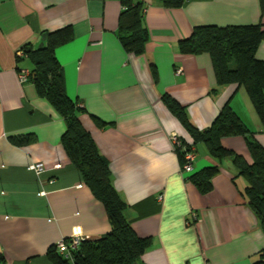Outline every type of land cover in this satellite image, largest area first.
<instances>
[{
	"label": "crops",
	"instance_id": "1",
	"mask_svg": "<svg viewBox=\"0 0 264 264\" xmlns=\"http://www.w3.org/2000/svg\"><path fill=\"white\" fill-rule=\"evenodd\" d=\"M134 1L145 6L141 55L126 52L118 38L121 0H0V264H53L47 250L57 241L74 234L93 240L110 230L103 205L61 145L64 120L31 81L18 79V67L31 64L17 62L16 51L67 25L73 38L55 49L65 90L84 109L79 119L109 163L132 228L150 239L142 264H253L264 248L245 177L230 158L219 161L198 143L192 173L220 167L211 190L201 193L181 170L171 138L192 139L162 101L169 94L184 105L199 130L228 103L264 146V123L244 87L217 85L207 53L178 48L195 26H264L259 0H189L180 7ZM256 56L264 60V40ZM94 117L107 124L99 127ZM26 133L35 140L11 142ZM221 144L251 163L244 136L222 137ZM36 162L44 166L40 174L29 168Z\"/></svg>",
	"mask_w": 264,
	"mask_h": 264
},
{
	"label": "trees",
	"instance_id": "2",
	"mask_svg": "<svg viewBox=\"0 0 264 264\" xmlns=\"http://www.w3.org/2000/svg\"><path fill=\"white\" fill-rule=\"evenodd\" d=\"M189 0H159L166 7H180ZM122 8L118 16L117 34L123 49L128 53L141 55L148 42L144 22L143 3L134 0H121ZM264 12V0H259ZM36 47H22L24 56H16L17 62L27 59L31 67L28 81L37 93L45 98L65 122V130L60 142L69 161L77 167L82 181L93 196L103 205L110 230L93 240H83L72 250L71 257L59 254L55 244L47 250V257L53 264H142L141 255L150 245L149 238L136 234L128 218V205L114 188L109 163L99 151L93 137L82 125L79 115L84 111L77 100L71 99L65 90L63 72L55 55V49L73 38L72 27L67 25L54 31H43ZM264 40L262 24L233 26H195L189 37L178 43L184 54L207 53L212 61L217 85L237 83L244 87L247 95L264 123V60L256 56V50ZM21 68L18 67V71ZM211 93L216 92L213 87ZM162 101L179 121L192 139V143L179 138L181 146L175 148L181 165L184 154L198 143H203L210 155L217 160L230 158L237 168V174L247 180L244 194L251 211L264 232V146L253 135L240 116L226 103L220 109L211 125L199 130L191 121L186 107L169 94ZM99 127L107 123L94 117ZM242 135L251 156V163L240 154L224 147L221 138ZM13 144L23 146L35 140L32 133L13 135ZM220 170L212 165L192 173L187 179L195 184L201 193L211 190V179ZM4 260L0 251V262ZM253 264H264V248Z\"/></svg>",
	"mask_w": 264,
	"mask_h": 264
},
{
	"label": "built area",
	"instance_id": "3",
	"mask_svg": "<svg viewBox=\"0 0 264 264\" xmlns=\"http://www.w3.org/2000/svg\"><path fill=\"white\" fill-rule=\"evenodd\" d=\"M16 56H24L23 49H18L16 51ZM180 72V70H178ZM18 79L20 82L28 81V74L29 71L27 69L21 68L18 72ZM172 143L174 148L181 146V142L176 135L172 136ZM194 158V150L191 149L186 151L184 154L185 162L181 165V170L184 172H191L193 170L192 167V160ZM56 167H59V164H55ZM31 170H33L36 174H40L44 171V166L41 162L33 163L29 166ZM85 240L83 237L79 236L78 234H74L69 238H63L55 243V248L59 254H61L65 258L71 257L72 250L76 249L80 243Z\"/></svg>",
	"mask_w": 264,
	"mask_h": 264
}]
</instances>
